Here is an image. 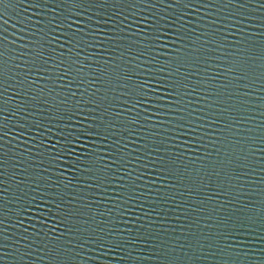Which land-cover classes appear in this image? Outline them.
Wrapping results in <instances>:
<instances>
[{
    "label": "water",
    "instance_id": "obj_1",
    "mask_svg": "<svg viewBox=\"0 0 264 264\" xmlns=\"http://www.w3.org/2000/svg\"><path fill=\"white\" fill-rule=\"evenodd\" d=\"M155 2L156 0H153V3ZM188 2L189 0H184V3L171 8L168 5L172 0H160L155 7L151 4H137L133 7L130 3H116L115 0H108L103 6L89 0L83 3H72L70 0H12L9 4L3 18L7 23L0 20V51L3 52L0 63H3L5 69L3 83H0V107L4 109L0 113V221H3L0 223V242L8 245L3 250L8 253L7 256L0 252V264H53L44 253L26 255L25 251L31 253L33 247L41 246L59 233H64L63 241L70 240L72 234L66 231V227L90 229L96 227L101 220L116 219L117 210L113 205L120 203L117 199L119 185H124V191L127 192L129 182L137 177L139 179L136 183L140 186L138 190L143 192L144 196L135 203L142 204L143 207H133L129 204L131 218L125 215L126 223L120 224V227L131 229L137 227L138 223H146L144 213H148L150 208H155L160 217L152 214L150 218L157 220L167 217L156 227L169 229L165 238L171 237L174 245L186 244L188 241L194 243L195 240L202 239L200 230L203 229L204 223L214 225L217 216L231 211L232 207H243L245 212L251 210L259 216L261 201L264 200V192L261 191L264 189V183L261 182L264 178V163L261 162L260 152H256L252 157L254 171L247 177L246 186L241 189L243 195L228 206L224 204L228 197L217 198L213 195L218 191L215 184L204 187L193 195L187 194L183 186L170 187L176 183L175 179L160 172L158 162L149 165L148 162L155 160V156L148 155L146 150L141 151L142 145L151 147L168 137L164 145L168 151L162 150L158 155L174 156L179 152V163L187 164L193 177H203L206 171H211L212 162L224 158L226 147L229 152H239L241 147H246L242 135L228 132L221 133L228 137L223 145L209 143L217 138L213 129L224 128L220 121L212 127H208L205 122L204 131L208 135L202 141L205 145L202 149L191 142V137L173 131L171 121L174 116L169 107L170 97L167 95L171 92V88L167 86L170 81L165 73L155 72L150 79L145 70L147 67L154 69L161 65H171L174 68L176 65L173 62L178 57L192 51L190 47H182L181 43L176 41L174 30L168 25L170 19L177 21L176 28L183 26L184 32L191 30L189 40L196 41L195 47L199 48L203 39L197 41V37L202 33L210 34L214 27H219L218 24H210V21L216 19L217 11L225 15L230 10L223 8L219 3L215 7L204 6L211 4L212 0H191L190 6L185 7ZM252 8L255 11L251 24L244 26L247 45L241 43L238 46H253L252 51L257 54L254 75L258 77L262 70L261 64L264 63L258 55L264 45V12L256 3L252 4ZM153 18L164 26L158 46L149 49L143 57L136 56V51L146 46L145 36L150 35L147 25L152 23ZM61 21V28L52 31ZM113 25H116L115 31ZM77 31L79 34L75 39L84 37V41L69 53L72 45L66 41ZM230 31L232 35L228 43L241 41L240 33L234 28ZM117 32L136 41L131 55L127 50L131 40L106 39ZM93 40L97 43L90 47L84 46ZM81 48L83 51H80ZM200 51L203 52L204 49ZM37 53L43 55L37 56ZM213 55L216 59L213 67L207 71L203 64L185 68L184 71L192 74L188 81L190 84H195L205 77H215L214 84L209 85L210 88L232 81V75L225 73L222 67V53L217 51ZM46 59H49L46 66L48 70L37 73L31 62L35 60L39 65ZM73 59L87 64L85 71L81 73L84 76L83 83L78 78L74 79L75 71L67 79H57ZM62 60L65 62L63 66ZM113 63L119 65L121 73L134 69L131 80L121 81L128 85V89L140 81H147L148 87L152 89V103L136 105L133 96L121 97V91L126 89L118 87L115 83L109 87L107 83L93 79L94 76L101 75V69L110 72ZM79 66L77 63L74 69ZM216 73L220 75L217 76ZM102 79L106 80V77ZM261 85L262 82L257 79L249 90L247 99L250 101V111L246 113L249 119L240 125L242 129L251 130L246 132V135L258 136L262 131L260 125L264 122V117L261 112L264 108L261 107L259 98L264 97V89ZM89 97L95 103H78L81 100L87 101ZM200 97H205L203 90L199 91V95L183 96L181 102L188 105L191 101V108L196 109L212 104L211 99L204 98L201 102ZM65 99L67 103H61ZM125 99L128 103L124 102ZM208 110L214 111L211 107ZM138 112L141 113L139 122L129 124ZM200 114L197 112V115ZM93 118L96 124L100 123L101 118L105 122L111 121L116 126L113 129L116 135L109 136L104 142L95 136L85 138L82 135L77 140L78 130L87 128ZM158 121L160 123H157ZM122 122L128 124L127 129L120 127ZM141 124L144 127H141ZM235 131L234 128L233 132ZM69 133V138L73 140L71 145L65 143V137H68ZM197 134L201 135L199 132ZM122 143L127 144V148L122 150L127 153V163L123 164L122 171L117 173L112 185L106 186L103 194L96 188L84 189L81 182L83 177L73 168V162L82 161L85 154L95 152L104 157L105 164L110 165L107 153H115ZM256 146L259 147V140L256 141ZM68 148L71 151H68ZM57 153L61 155L56 156ZM116 167H121L120 162ZM125 173L131 175L125 176ZM181 192L185 194L179 195ZM74 195L83 198L73 200ZM173 196L175 199H163ZM205 197H210V200L205 205H200L199 202ZM184 201L192 203L193 207H203L204 211L193 213L187 204L183 208H176V205ZM213 208L217 210L215 213L211 212ZM67 213L70 215L65 216ZM209 213L212 219L194 223L197 216H206ZM58 217L64 218L66 224L60 225ZM137 217L139 221H136ZM209 230L215 232L217 229H204V235H207ZM193 233L195 235H192ZM262 235L264 232L261 231L260 221L257 219L255 234L240 237L242 244L235 245V250L242 253L235 258L236 264H261L264 260V241L259 237ZM22 236L25 239L22 240ZM90 255L92 259H77L75 264H161V260L143 245L137 246V252L131 260L119 259L124 255L119 252L115 256L107 254L102 258L95 252ZM175 255L178 258L176 264H218L219 260L218 257L200 256L197 252L200 258L193 261L185 257L178 246Z\"/></svg>",
    "mask_w": 264,
    "mask_h": 264
},
{
    "label": "snow or ice",
    "instance_id": "obj_2",
    "mask_svg": "<svg viewBox=\"0 0 264 264\" xmlns=\"http://www.w3.org/2000/svg\"><path fill=\"white\" fill-rule=\"evenodd\" d=\"M72 3H83L85 0H70ZM89 2L100 3L101 6L106 4L108 0H89ZM116 3H130L133 7L137 4H151L153 7L157 6L160 0H115ZM12 0H0V20L6 16L7 9ZM184 3V0H172V3L168 7L178 6ZM191 0L185 3V7L190 6ZM219 3L223 8L230 9L225 15H221L217 11L216 19L210 21V24H218L219 27H214L210 34L202 33L200 37H197V41L203 39V43L199 45V48L195 47L196 41L189 40V32H184L183 26L176 28L177 21L169 20L168 25L173 28L176 41L180 42L182 47H190L191 52L186 53L183 57H178L175 63V67L171 65H161L156 68L147 67L145 70L149 74V78L152 79V73H165L167 75L170 84L167 85L171 88L169 95V107L173 113L174 119L171 121L173 125V131H176L180 135H186L191 137V142L196 144L198 148L202 149L205 145L202 141L207 137L208 133L205 130L207 122L208 127H212L217 121L224 124L223 129H213L216 134V140L209 141V143L224 144L228 137L223 136L221 133L228 132L233 135H242L244 144L246 147H241L239 152L227 151L225 148V156L223 159H219L211 164V171H206L203 177L197 175L193 177L188 170L187 164H180L181 154L177 152L174 156L158 155L162 150L167 152L168 149L164 147L165 141L169 138L165 137L164 141L159 144H154L151 147L148 145H142L141 151H147L148 155L155 156V160L149 161V165L152 163H159V171L167 177L175 179L176 183L170 185V187L183 186L185 192L189 195L199 193L202 188L210 187L215 184L218 191L214 192L217 198L220 196L228 197L224 201L225 205L231 206L233 201H236L243 193L241 189L246 186L247 177L254 171L252 157L256 152L261 153V162L264 163V122L260 125L262 131L258 136L246 135V132L251 130H245L240 128V125L249 119L246 115L250 111L248 105L250 101L247 97L250 95L249 90L253 87L255 81L259 79L262 82V89H264V63L261 64V72L258 77L254 75V66L257 60V54L252 51L251 45L241 48L238 45L243 43L247 45V37L244 36V26L250 25L253 19L254 9L252 4L256 3L259 9L264 12V0H212L211 4H205V7H215ZM7 23V20H4ZM110 22V18L108 20ZM63 24V21L56 24V28L52 31L59 30ZM99 24V21H97ZM148 32L150 35L145 36L146 46L136 51L135 55L143 57L146 52L154 47L158 46L162 28L164 27L161 22L155 18L151 24L147 25ZM235 29L236 32L241 34V41H233L228 43L230 36L232 35L230 29ZM116 25H113V31H115ZM123 29H121V32ZM79 32H75L72 36L68 37L66 43H71L72 47L69 48L71 53L72 48L79 47L84 37L75 39ZM55 39V37H53ZM108 40H131V37H125L120 35L119 32L116 35L107 37ZM187 42V43H186ZM97 43L91 41V43L84 44V46L90 47L92 44ZM136 41L131 40L128 44L127 50L129 55L133 52V45ZM214 45V47H210ZM234 48V51H225V49ZM200 49H204L203 52ZM83 51V48L80 49ZM220 51L224 63L222 67L225 73L232 75V81L224 84H219L215 87H209L214 84L215 77H205L201 80L196 81L195 84H190L188 81L191 77V73L184 71L188 66H197L200 64L205 65V70L211 69L216 57L213 53ZM43 55L37 53V56ZM259 59L264 62V45L261 46L259 51ZM0 56H3V52L0 51ZM50 59V58H49ZM49 59L43 61V63L37 65L35 60L31 63L37 73L47 71V65ZM87 59V58H86ZM135 57H133V60ZM27 63V62H26ZM79 63V68L74 69V65ZM107 63V62H106ZM65 62L61 61V66ZM87 64L82 63L78 60L73 59L70 63L64 67V71L59 74L57 79H67L75 71L74 79L78 78L81 83L84 81V76L81 75L85 71ZM32 69L30 68L29 71ZM199 71V68L197 69ZM4 66L0 63V83H3L4 78ZM134 75V69H128L121 73L119 65L113 63L111 71L108 72L101 69L100 76H94L93 79L100 81L101 83H107L111 87L114 83L126 91H121L120 95L122 98L129 95L135 98V104L140 105L145 102L152 103L151 93L152 89L148 87L147 81H140L133 85L131 89H128V85L121 83L122 80H131ZM217 76L220 73H216ZM102 77H106L102 79ZM43 79V77H42ZM70 83L72 81H69ZM188 90V91H182ZM205 92V97H200L201 102L204 98L212 100L211 105H204L203 107L196 109L191 108V101L188 105H184L181 101L183 96L187 95H199V91ZM98 91V90H97ZM175 97V99H172ZM107 99V97H105ZM261 107L264 108V97H260ZM235 101V103H232ZM125 103L128 100L125 99ZM66 104L67 99L61 101ZM78 103L81 104H92L95 103L91 97L87 101L81 100ZM99 105H97V108ZM154 107V105H153ZM214 111L209 112V108ZM81 111L83 109H80ZM4 109L0 107V113ZM197 112L201 113L197 115ZM141 113H137L136 117L129 124H136L139 122ZM261 116L264 117V111L261 112ZM95 118L93 122H90L87 128L79 129L76 134V139L82 135L85 138L95 136L101 142L106 141L109 136L116 135L113 129L116 127L111 121L105 122L103 118L100 119V123L96 124ZM157 123H160L159 121ZM121 128L127 129L128 124L121 123ZM141 127H144L141 124ZM235 128V132L233 129ZM135 131V129H132ZM201 133L198 135L197 133ZM71 133L68 137H65V143L71 145L73 140L70 139ZM259 140V147L256 146V141ZM239 143V142H238ZM127 148L126 143L120 144V147L116 149L115 153L108 152V158L111 164L104 163V157L97 155L95 152L85 154L84 159L73 162V168L77 169L80 177H83L81 181L84 184V189L96 188L103 192L106 190V186H111L117 178V173L122 171L123 164L127 163L126 152H122L123 149ZM71 151L70 148L67 149ZM219 152V149H217ZM61 153H57L56 156H60ZM56 159V157H52ZM120 162L121 167L117 168V163ZM2 163V161H0ZM111 169V170H110ZM131 173H125V176H129ZM139 177L131 180L127 186V192L124 191L125 186L119 185V191L117 192V199L119 204H114L113 207L117 210V218L114 220H101L96 227L90 229H80L75 226L66 227V231L72 234V238L67 241H63L64 233H59L57 236L51 237L46 243L41 246H35L31 253L25 251V254H38L44 253L46 257L53 261V264H75L77 259H92L90 253L95 252L98 257H103L107 254L115 256L116 253H123L119 259L125 258L133 259V254L137 252V246L143 245L144 248L148 249L153 256L161 260V264H176L177 257L175 255L177 246L183 251L185 257H189L193 261L199 259L200 256H210L213 258H219L218 264H236V259L242 253L235 250V245L240 243V237L244 235H254L256 232L257 219L260 221L261 231L264 232V200L261 201V207L259 209V216L251 210L248 212L244 211V208L232 207L231 211H226L223 215H218L214 225L210 226L204 223L203 229L200 230L202 239H197L195 242L188 241L186 244L174 245L171 237L165 238L169 232L167 228H157L156 226L166 220L167 217H163L157 220L151 219L150 216L155 214L160 217V213L155 208H150L148 213H144L146 223H138L135 228H122L120 224L126 223L124 216L127 215L131 218V210L128 205L132 204L133 207H143V205H136V201L143 198L144 193L139 191V184L136 180ZM207 180V184H205ZM243 181V182H242ZM264 183V178L261 180ZM169 187V186H165ZM264 192V189L261 190ZM235 193V195H233ZM185 193L181 192L179 195L183 196ZM83 197L74 195L73 200L82 199ZM163 199H175L173 197H165ZM210 200V197H205L199 202L200 205H205ZM253 204L252 201L249 202ZM187 204L193 213L203 212V207H193L192 203L184 201L182 204L176 205V208H183ZM254 207V204H253ZM57 210L59 211V203L57 204ZM51 211V209H49ZM217 210L213 208L212 213ZM111 212V210H109ZM70 213L65 214V216ZM187 219V215L185 216ZM58 223L65 225L66 220L58 217ZM212 219L211 213L206 216H197L194 223L199 224L202 221ZM117 220L119 223H117ZM139 221V217L136 218ZM3 221H0L2 223ZM101 225H105L102 227ZM111 225V226H108ZM183 228V225L181 226ZM215 227V232L209 230L207 235H204V229H210ZM155 229V230H154ZM175 231V229H172ZM47 235V233L45 234ZM192 235H195L194 233ZM264 241V235L259 237ZM21 239H25L23 236ZM35 245V242H33ZM8 245L4 242H0V252ZM27 245H25V248ZM184 249H187L186 251ZM19 251V249H17ZM199 252L200 256H197ZM191 253V255H190ZM7 252H3V256H7ZM2 259V256H0ZM139 261V258H137ZM264 264V260L261 261Z\"/></svg>",
    "mask_w": 264,
    "mask_h": 264
}]
</instances>
